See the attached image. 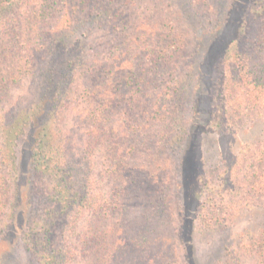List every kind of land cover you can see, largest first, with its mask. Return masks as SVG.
<instances>
[{"label": "trees", "instance_id": "16d2710c", "mask_svg": "<svg viewBox=\"0 0 264 264\" xmlns=\"http://www.w3.org/2000/svg\"><path fill=\"white\" fill-rule=\"evenodd\" d=\"M138 1L0 0V237L15 218V201L24 202L21 242L36 264H136L155 231L163 232L155 255L137 264H175L171 239L190 235L194 220L218 232L232 217L219 187L235 176L253 182L249 198L264 206V140L240 167L230 162L225 177L209 176L203 152H192L198 130L223 135L233 120L264 111V0H230L226 17L240 12L242 25L229 41L219 39L226 18L211 12V0H194L198 15L185 13L186 24L170 5L159 12L162 2L146 0L155 22L129 36L133 53L142 52L134 58L141 70L125 73L130 57L119 45ZM192 34L201 44L184 58L185 77L174 75L169 66L188 52ZM92 35L111 40L97 44ZM199 67L205 91L190 84ZM128 84L132 98L117 110ZM19 143L32 172L25 193L10 188ZM106 147L115 151L114 181L134 186L137 196L144 187L149 193L142 239H119L111 250L105 229L91 231L94 220L118 212L97 169V160L108 161ZM254 241L244 248L264 262V231ZM239 253L227 248L216 264H243Z\"/></svg>", "mask_w": 264, "mask_h": 264}, {"label": "rangeland", "instance_id": "374dc122", "mask_svg": "<svg viewBox=\"0 0 264 264\" xmlns=\"http://www.w3.org/2000/svg\"><path fill=\"white\" fill-rule=\"evenodd\" d=\"M164 4L162 8L164 11H168L170 6L173 8V11L179 15L180 18L183 17L185 24L187 23L186 14H191L192 16L198 15L197 6H195L194 0H159ZM230 0H211V12L221 15L222 18L225 16L226 20L223 23L224 30L222 31L219 39H224L229 41L230 38H235V34L238 31V28H241V22L239 21V16L241 13L231 12L228 13L227 9L229 6ZM241 5L243 1L241 0ZM165 5H170L167 8ZM152 4L147 3L146 0H139L136 7L128 12L127 15V27H125L126 37L122 39V43L119 45V49H122L125 52V57H130L128 68L125 73H130L132 71L139 72L141 67L139 63L134 59L136 55H141L139 51L135 54L132 51L133 42L129 36L133 33L141 31L142 26L143 30L146 29L147 25L155 22L154 15L152 16L149 12L151 10ZM229 11V10H228ZM186 13V14H185ZM197 18V17H196ZM186 19V20H185ZM238 23H237V21ZM258 23L257 20H252L251 23V32L254 30L255 26ZM200 31V32H199ZM198 31L203 39L204 37L201 33L204 31L202 28ZM230 34V35H229ZM229 35V36H228ZM228 36V37H227ZM111 37L107 40L103 39L101 35H92L91 41L94 43H107L110 41ZM223 42V41H222ZM221 43H218V46H221ZM201 44V41L198 42L195 40V36L192 34L191 39L188 43V52L181 54L180 60L175 61L169 66V69H175L174 75L185 77L186 66L185 60L188 55L196 53L193 52L197 50L198 44ZM105 47H109L105 44ZM204 47V45H203ZM108 48H106V51ZM112 51L114 49L112 48ZM117 50H115L116 52ZM197 71L194 70V75L192 77L196 78L199 76V79L190 81L192 85H198V91H205L209 86L208 78L203 77L206 71L203 67H199ZM209 77L208 71L206 73ZM120 96H123L121 104H118L117 110L124 109V105L128 99L132 98L133 90L130 89V84L124 85L122 90L119 92ZM191 112L189 109L187 115ZM191 115V114H190ZM200 119L203 120V117L200 116ZM231 129L226 134H217L212 131H204L202 129L198 130L196 138L193 139L192 149L193 154L196 153L195 157L197 158L201 152H203L205 157L204 165L202 166L207 172L208 175L215 178L216 176L225 177L228 171V164L234 161L238 163V167L244 163L245 157L250 155L252 151L258 147L259 143L264 140V111L252 112L249 116L243 119L233 120ZM66 127H69L70 121H65ZM205 150V153H204ZM17 157L19 159L17 170L12 168V179L10 181L11 192L15 191L17 188L21 193L26 191V179L30 176L31 166L29 162L26 161V154L23 152L21 143H19L16 148ZM105 155L108 158V161L105 163V167L98 162V171H101L104 174V180L102 182L104 191L108 195L110 202L116 200L118 212L112 211L103 222L94 220L92 222L91 231L95 232V228L99 227L101 230H106L108 232V248L111 250L116 247L117 240L122 242H136L138 243L141 238L142 231V214L145 211L147 205V188H143V192L137 196L135 193L134 186H129L127 184H122L120 180L114 181L112 173H109L108 168L111 166L112 158L114 156V150L110 147L105 148ZM225 163V164H224ZM227 170V171H226ZM176 181L178 182L177 178ZM181 182V178H180ZM218 180L215 181L217 185ZM249 179L243 178L241 176L232 177L231 181H227L226 184L221 185L219 188L224 192L226 189V199L224 203L227 205L231 214V218L225 223V226L219 228L216 231H204L199 228L197 221L192 222L193 230L191 234H186L185 239L182 241L179 240L175 242L171 239V242L175 243L177 254V259L175 264H216L217 260L222 256L224 251L228 248L232 252H241L239 253L240 258L243 261V264H264L259 259L260 255L257 250L250 253L251 250L244 248V245H252L255 243L254 240H259L263 237L264 229V206L262 203H256L257 200L249 198V192L247 191L249 185H252ZM178 190V189H177ZM181 192V189H179ZM178 190V193H179ZM117 195L114 196V193ZM253 192V191H252ZM254 193V192H253ZM16 202V212L15 218L10 223L8 232L0 237V264H36V259L31 256L23 246L21 242L20 227L22 222V205ZM182 205L180 196H178V204L175 201L174 209L177 210L179 206ZM262 205V206H261ZM194 206V205H193ZM193 218L195 215V207L189 210ZM8 218L10 221V214L8 213ZM177 216V213H176ZM91 219V218H90ZM195 219V218H194ZM176 224L179 225L180 222L176 221ZM97 230V229H96ZM96 233H94L95 235ZM163 232L157 233L153 232L151 235H148V244L147 247L142 251L143 259L140 262H148L154 255L156 248L160 245L158 238L161 237ZM257 238V239H255ZM115 245V246H114ZM93 246H97L94 244ZM239 248V250H238ZM241 248V250H240ZM98 251L94 252V255L97 256ZM136 261L137 263H140ZM75 264H95L94 261H77Z\"/></svg>", "mask_w": 264, "mask_h": 264}]
</instances>
